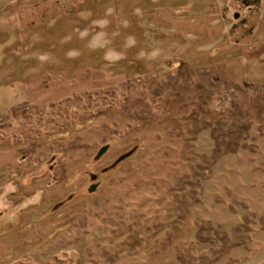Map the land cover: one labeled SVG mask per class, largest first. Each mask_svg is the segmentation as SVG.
Instances as JSON below:
<instances>
[{
    "label": "rangeland",
    "instance_id": "rangeland-1",
    "mask_svg": "<svg viewBox=\"0 0 264 264\" xmlns=\"http://www.w3.org/2000/svg\"><path fill=\"white\" fill-rule=\"evenodd\" d=\"M257 11L210 36L0 0V264H264Z\"/></svg>",
    "mask_w": 264,
    "mask_h": 264
},
{
    "label": "crops",
    "instance_id": "crops-1",
    "mask_svg": "<svg viewBox=\"0 0 264 264\" xmlns=\"http://www.w3.org/2000/svg\"><path fill=\"white\" fill-rule=\"evenodd\" d=\"M242 3H253L258 11L246 15L245 23L235 30L233 36L259 45V60L264 61V0H112L116 13H128L129 17L143 13L145 22L158 20L164 28H204L208 29L210 36L215 35L216 29L235 26L233 22L242 18L238 16ZM153 14L159 15L153 17Z\"/></svg>",
    "mask_w": 264,
    "mask_h": 264
},
{
    "label": "built area",
    "instance_id": "built-area-1",
    "mask_svg": "<svg viewBox=\"0 0 264 264\" xmlns=\"http://www.w3.org/2000/svg\"><path fill=\"white\" fill-rule=\"evenodd\" d=\"M247 8L251 10V9H253L254 7H253V6H249V7H247Z\"/></svg>",
    "mask_w": 264,
    "mask_h": 264
}]
</instances>
